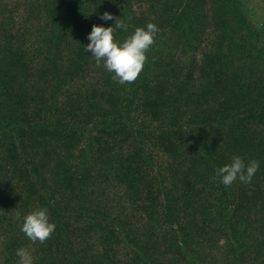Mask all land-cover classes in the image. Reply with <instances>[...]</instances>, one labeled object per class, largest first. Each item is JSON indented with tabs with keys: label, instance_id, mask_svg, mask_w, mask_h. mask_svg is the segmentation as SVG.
<instances>
[{
	"label": "trees",
	"instance_id": "16d2710c",
	"mask_svg": "<svg viewBox=\"0 0 264 264\" xmlns=\"http://www.w3.org/2000/svg\"><path fill=\"white\" fill-rule=\"evenodd\" d=\"M5 1L0 264L18 248L34 264H264V24L246 1L26 0L21 24ZM116 18L117 41L160 29L131 84L84 51ZM234 155L260 167L225 187ZM37 207L56 224L44 243L20 230Z\"/></svg>",
	"mask_w": 264,
	"mask_h": 264
},
{
	"label": "clouds",
	"instance_id": "9594fccd",
	"mask_svg": "<svg viewBox=\"0 0 264 264\" xmlns=\"http://www.w3.org/2000/svg\"><path fill=\"white\" fill-rule=\"evenodd\" d=\"M99 19L107 22L114 17L111 13L104 12ZM127 29V24L117 18L109 27L94 24L86 37L88 43L84 46V51L95 60L96 66L102 65L119 85L131 84L138 78L148 59L146 53L155 43V37L160 31L156 24L148 23L145 27H137L122 41L114 39L113 33L116 30ZM259 167L256 160H250L246 164L239 155H234L230 163L215 169V175L220 178L221 184L228 187L237 180L250 183ZM17 216H20L19 212ZM55 229L56 224L50 221L48 209L37 207L24 215L20 230L32 243H44ZM15 255L19 258V264H34L32 251L28 248H18Z\"/></svg>",
	"mask_w": 264,
	"mask_h": 264
},
{
	"label": "rangeland",
	"instance_id": "374dc122",
	"mask_svg": "<svg viewBox=\"0 0 264 264\" xmlns=\"http://www.w3.org/2000/svg\"><path fill=\"white\" fill-rule=\"evenodd\" d=\"M26 0H6L5 1V5L2 9V12L5 14V11L8 9V7L11 5L15 8H17L16 10V23L17 24H21L23 23L26 19H30L29 15L30 13L26 10L25 6H23V4H25ZM246 4L251 12V20L258 24V25H262L264 24V0H245ZM22 2L20 5V7L17 5L15 6V4ZM8 11V10H7ZM32 21V18H31ZM23 223V222H22ZM21 223V225H22Z\"/></svg>",
	"mask_w": 264,
	"mask_h": 264
}]
</instances>
